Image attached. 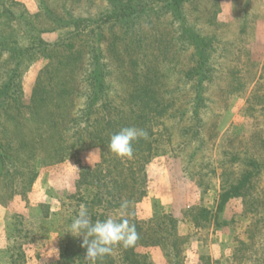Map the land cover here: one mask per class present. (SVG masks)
I'll list each match as a JSON object with an SVG mask.
<instances>
[{"label":"rangeland","instance_id":"rangeland-1","mask_svg":"<svg viewBox=\"0 0 264 264\" xmlns=\"http://www.w3.org/2000/svg\"><path fill=\"white\" fill-rule=\"evenodd\" d=\"M99 67L104 99L87 121ZM147 87L167 112L132 211L166 243L136 253L264 264V0H0V264L60 263L82 169L117 158L98 141L113 129L104 119L129 120ZM197 208L215 215L196 227Z\"/></svg>","mask_w":264,"mask_h":264},{"label":"trees","instance_id":"trees-1","mask_svg":"<svg viewBox=\"0 0 264 264\" xmlns=\"http://www.w3.org/2000/svg\"><path fill=\"white\" fill-rule=\"evenodd\" d=\"M103 67H99L98 70L93 71V79L90 85H92L90 91V96L88 95V107L84 108L81 112V118H86L89 121L90 117L93 115L92 108L94 102L101 98L104 99L103 94L104 89H106L105 84L101 81L103 79ZM205 76L203 77V79ZM202 80L194 87V102L197 105L203 103L202 91L200 89L202 85ZM139 92V91H138ZM151 93V95L136 96L131 100L130 107V119L119 118L118 121L110 120V118H105L104 121L107 125H111L113 128L110 133L105 136L98 138L102 147L108 148L110 143V137L113 134L118 133L122 128L125 127H136L143 129L147 132L146 138H140L133 143V157L128 158H115L112 160L102 158V162L96 165L94 168H84L82 169L77 183L78 192L73 197L76 203V210L70 212V219L67 221V232L66 239L68 240L67 247L65 248L63 254L61 255V261L59 264H84L83 260L86 255V248L81 247L83 242V237H73L69 234V226L73 220L78 215L81 206L86 207L93 222L96 220H104L108 217L114 219L126 218L130 223L135 225L136 231L138 233L139 239L136 244L130 248L121 247V264H146V256L137 254L136 247L138 244H143L146 246H158L162 243H166L165 237L158 235H145V224L138 220L136 213L132 211V208L142 202L147 196V173L146 167L152 161L155 154L158 152V139L157 133L154 131L156 120L159 117H163L167 112L161 105V102L157 99L154 90L151 87L143 89L141 94ZM153 92V93H152ZM102 96V97H101ZM134 103L143 105L144 112L138 114L134 108ZM110 106L108 101L105 102L104 108ZM81 119H75L74 123L79 124ZM131 124V125H130ZM118 127H117V126ZM163 124H158L161 127ZM163 128V127H162ZM87 131V130H86ZM84 130L81 131L80 137H84ZM162 132L168 133L167 129L163 128ZM93 134L90 133L88 136L91 137ZM3 146L0 144V159L3 161L6 159L7 155L4 154ZM2 163V162H1ZM258 168V165H254ZM257 166V167H256ZM235 190H228L220 195L219 201L216 203V212H221L228 201L236 197ZM126 203V207H122V204ZM124 210V214L118 216L119 210ZM215 215L214 210H209L207 208H197L194 212L192 222L196 227L202 225L201 221H208L209 217ZM173 228L175 229V220L169 221ZM153 223V222H152ZM151 224V223H150ZM118 263V262H117ZM97 264H116V260L112 258L111 253L105 255ZM170 264H178V260L172 258Z\"/></svg>","mask_w":264,"mask_h":264},{"label":"clouds","instance_id":"clouds-1","mask_svg":"<svg viewBox=\"0 0 264 264\" xmlns=\"http://www.w3.org/2000/svg\"><path fill=\"white\" fill-rule=\"evenodd\" d=\"M146 137L147 132L143 129L125 127L110 137L108 149L118 158L131 159L134 153L133 143ZM122 207H126V203L122 204ZM68 233L73 237H83L81 247L86 248L85 261L90 264H97L116 246L125 249L133 247L139 239L135 225L128 219L108 217L93 222L86 207L83 206L70 224Z\"/></svg>","mask_w":264,"mask_h":264}]
</instances>
